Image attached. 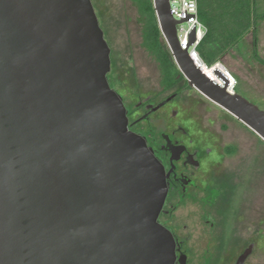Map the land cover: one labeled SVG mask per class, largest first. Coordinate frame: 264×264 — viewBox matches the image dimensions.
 I'll return each instance as SVG.
<instances>
[{"label":"water","instance_id":"1","mask_svg":"<svg viewBox=\"0 0 264 264\" xmlns=\"http://www.w3.org/2000/svg\"><path fill=\"white\" fill-rule=\"evenodd\" d=\"M152 1L188 85L264 141V110L214 84L180 47L183 20ZM110 68L91 0H0V264L174 263L167 174Z\"/></svg>","mask_w":264,"mask_h":264},{"label":"rangeland","instance_id":"2","mask_svg":"<svg viewBox=\"0 0 264 264\" xmlns=\"http://www.w3.org/2000/svg\"><path fill=\"white\" fill-rule=\"evenodd\" d=\"M91 2L110 47L107 79L126 104L132 107L147 96L159 101L169 94L171 89H161L157 62L141 46V22L132 0ZM250 51L248 36L242 55L230 51L222 62L238 81L237 93L264 110V66ZM258 53L264 59V21L258 24ZM181 85L183 81L177 87ZM168 108L177 113L175 117L169 115L166 122L181 121L188 138L211 149L210 171L221 183L223 212L230 221L235 216L229 244L241 248L252 243L248 264H264V141L191 86ZM228 146L234 147L233 154L226 152Z\"/></svg>","mask_w":264,"mask_h":264},{"label":"flooded vegetation","instance_id":"3","mask_svg":"<svg viewBox=\"0 0 264 264\" xmlns=\"http://www.w3.org/2000/svg\"><path fill=\"white\" fill-rule=\"evenodd\" d=\"M108 82L126 107L128 129L144 137L167 174L168 191L158 222L174 238L173 264H248L253 244H229L235 216L230 221L223 212L221 183L210 171L211 149L188 138L181 121L166 122L177 113L168 106L182 93L175 94L178 85L159 101L147 96L130 107Z\"/></svg>","mask_w":264,"mask_h":264},{"label":"trees","instance_id":"4","mask_svg":"<svg viewBox=\"0 0 264 264\" xmlns=\"http://www.w3.org/2000/svg\"><path fill=\"white\" fill-rule=\"evenodd\" d=\"M132 2L141 22V46L158 64L162 90L175 88L181 81L183 85L175 94L190 88L161 35L153 1ZM198 18L205 32L196 48L205 64L212 65L222 61L230 51L242 55L244 40L250 36V54L264 66V59L258 53V24L264 21V0H198ZM234 151L233 146L226 148L229 155Z\"/></svg>","mask_w":264,"mask_h":264},{"label":"built area","instance_id":"5","mask_svg":"<svg viewBox=\"0 0 264 264\" xmlns=\"http://www.w3.org/2000/svg\"><path fill=\"white\" fill-rule=\"evenodd\" d=\"M169 12L177 20H183L177 24V37L182 49H187L194 64L219 87H225L229 93H235L238 81L234 74L223 64L222 61L212 65L205 64L200 58L197 45L204 35L205 29L198 18V0H167ZM195 29V40L187 46L192 29Z\"/></svg>","mask_w":264,"mask_h":264}]
</instances>
